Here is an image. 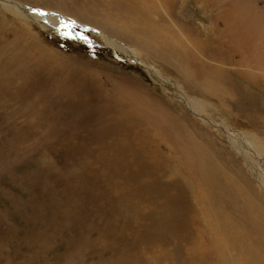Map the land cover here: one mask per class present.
Wrapping results in <instances>:
<instances>
[{
    "label": "rangeland",
    "instance_id": "1",
    "mask_svg": "<svg viewBox=\"0 0 264 264\" xmlns=\"http://www.w3.org/2000/svg\"><path fill=\"white\" fill-rule=\"evenodd\" d=\"M4 1L27 19L0 0V264H264V158L245 155L255 176L221 128L264 152V79H239L223 65L228 79L207 88L200 65L184 74L179 57L137 32L142 21L155 24L204 66L212 63L198 49L213 43L236 66L264 69L221 44L215 5ZM237 2L252 17L264 8V0ZM260 38L251 47L261 49ZM181 94L199 103V117Z\"/></svg>",
    "mask_w": 264,
    "mask_h": 264
},
{
    "label": "bare ground",
    "instance_id": "2",
    "mask_svg": "<svg viewBox=\"0 0 264 264\" xmlns=\"http://www.w3.org/2000/svg\"><path fill=\"white\" fill-rule=\"evenodd\" d=\"M209 3L213 6L215 5L216 9H217V17L215 18L214 21H217V23L219 21H222V24L224 25V34L226 36V41H223L222 39L221 40V44H224L225 42V46L226 47H230L232 48L231 51L233 53V50H235L238 54V56L241 57L242 60H245L248 61V59L250 58V63L251 64H256L258 63L259 61H264V24L261 28V30L259 29L258 25L260 22H264V8H262L260 11H258L259 13V16L257 17V15H255L256 17H252L251 16V12H250V9L252 8V2L250 1H247L245 3H248L250 4L251 8H246L245 6V3L243 2H237L236 1H233V0H224L225 3H228V4H223L221 5L220 4V1L219 0H208ZM255 1V0H254ZM1 6L2 8L8 12V13H11L12 15L18 17L19 19H22V20H26L27 19V16L23 15V13H21L20 11H26L25 8H21V6H18V4L16 3L15 5L14 4H10L8 1H4V0H1ZM254 6V5H253ZM133 7V5H132ZM249 7V6H248ZM19 9H22V10H19ZM128 9V7H127ZM257 10V9H256ZM138 12V11H137ZM134 14H135V11H134ZM133 14V16H134ZM256 14V12H255ZM129 15V14H128ZM136 15V14H135ZM51 16V15H50ZM50 16H47L48 18H42L41 17L39 18L38 15H34L32 16L35 20H38V21H41L44 23H47L49 25L52 26V24H56L57 25V22L58 20H60L59 18H61L60 16H55V17H50ZM132 16V17H133ZM31 17V15H30ZM137 17V16H136ZM124 19L126 17H123ZM133 19V18H132ZM135 20V19H134ZM213 20V19H212ZM61 22H63V24H69L71 25L70 23H72V21L70 20H67V19H62L60 20ZM131 21V19H130ZM213 21V22H214ZM69 22V23H68ZM106 22V21H105ZM110 22V21H108ZM138 22V21H137ZM148 22V21H147ZM146 21H142L140 23V29L138 28V33H139V37H142L145 36L146 38L149 39V41L151 43H155V44H164L165 45V48H167V51L169 53V56L170 54L172 56H175V57H179L180 59V62L178 63L179 64V69L184 73V74H192L193 72L191 71V69H193V67H195V65H200L202 68L200 70H196L195 73L198 74L199 76L201 77H210L209 81H208V84H207V88L209 87L210 89H213V88H216L217 89V83L212 80V79H226L227 78V75H228V72L226 74L225 70L226 68L223 66V65H230L236 69L239 70V72H237L236 75H238V78L239 79H243V80H252V79H260L261 77L264 79V69H259V68H256L255 66H251V65H247V64H243L241 65V63L236 66V60L235 59H231L229 56V62L226 64V59L227 57L223 56L222 53H220L214 46L213 43H210L209 45H207L204 49L203 48H200L198 49V51L200 52H203L205 53V56H206V59L212 63V65H207V66H204V65H201L199 63V60H194V57L193 55L189 54V51L182 45L181 41L179 40V38H175V37H172L171 39H165L164 34L161 35V31L159 30V27L156 26L155 24H147ZM137 23V25H138ZM106 24V23H105ZM132 24H135L134 22ZM121 27H123V29L125 28V22L122 23V24H119ZM130 25V23H129ZM126 26V28H128V26ZM115 26V25H114ZM113 26V27H114ZM118 26V25H116ZM115 26V27H116ZM118 26V28L120 27ZM132 26V25H131ZM215 26V25H214ZM120 27V28H121ZM119 28V29H120ZM129 28H132V27H129ZM116 29V28H115ZM133 29V28H132ZM168 29V28H167ZM185 29V28H184ZM121 30V29H120ZM125 30V29H124ZM127 30V29H126ZM125 30V31H126ZM168 30H171V29H168ZM173 30V29H172ZM179 30V29H178ZM117 31H119L117 29ZM124 31V32H125ZM130 31V30H129ZM122 32V31H121ZM135 32V33H137ZM175 32V31H174ZM177 32V31H176ZM180 32V30H179ZM128 33V32H127ZM134 33V34H135ZM163 33V32H162ZM166 33V31L164 32ZM142 34V36L140 35ZM171 33L167 34V35H170ZM174 33L171 35L173 36ZM176 36H178L176 34ZM105 37V36H103ZM251 37H252V40H251ZM261 37V38H260ZM253 38L257 39V38H260L261 40H259V44L262 46L261 49H257L255 47H251L252 45H254V40ZM107 40H110L112 45H115V43L111 40V39H107ZM145 42H148L147 40ZM198 42V41H197ZM149 43V42H148ZM150 44V43H149ZM199 45L202 46L203 42L199 41L198 42ZM237 44H239V47L237 46ZM257 44V43H256ZM222 47V46H221ZM226 47H222L223 48H226ZM255 48V49H253ZM259 48V47H258ZM118 49L119 50H123L124 48L122 46H119L118 45ZM132 52V51H131ZM134 52V51H133ZM132 52V53H133ZM167 54V53H166ZM200 55V54H199ZM199 58L203 57L204 59V56H199ZM165 56V55H164ZM195 56V55H194ZM174 57V58H175ZM17 60L18 58H20V56H16L15 57ZM130 62H133V63H136L138 65H140L143 69L145 70H148L149 73L151 71V68H149V66H146V65H143L141 63H137L136 60H129ZM171 61V60H170ZM175 61V60H173ZM176 62V61H175ZM245 68V70H240V68ZM223 68V69H222ZM194 70V69H193ZM236 71V70H235ZM154 73L156 74V72L154 71ZM151 74V73H150ZM259 75V76H256ZM152 75V74H151ZM261 75V77H260ZM159 77V76H158ZM228 79V78H227ZM197 81V79H194ZM161 84V82H160ZM179 96V95H178ZM177 95H174V98L177 99L178 97ZM182 102L187 106V108H189L190 110H192L193 114L197 117H199V110L197 108L198 106V102L196 103L195 101L192 102V100L186 98L183 94H181L180 96ZM179 98V99H180ZM180 100V101H181ZM201 105V104H200ZM203 111V110H202ZM218 126V127H217ZM219 130V125L216 124V126ZM221 128L223 129V133L227 136V142H228V146L234 151L236 152L239 156L242 157V159L244 158L245 161L247 162L246 164H248V166L250 167L251 170H253V173L255 174V176L258 175V173H255L254 171H256L255 168L256 165H254L250 159L245 156V155H249L250 154H253V156L255 157V155H258L260 154L263 158H264V152L261 151V150H258L257 147H254V145H252V143L250 141L247 140V138H245V135L242 134V132H237V133H234V132H230L227 128L225 127H222ZM240 137L242 139V142L245 144L246 147H251L253 152L254 153H250L248 152V150L244 149V147L242 146L240 140L237 138ZM199 152V151H198ZM246 153V154H245ZM199 157V156H198ZM208 159V158H207ZM206 159V161H208ZM213 159V158H212ZM249 159V160H248ZM202 161V160H201ZM211 161V159H210ZM244 161V162H245ZM213 162V161H212ZM205 165V163H203ZM214 164V163H213ZM212 165V164H211ZM217 165V164H216ZM209 167V165H208ZM208 167L206 169H208ZM219 167V166H218ZM210 168V167H209ZM217 168V167H216ZM204 169V172L205 170ZM258 169V168H257ZM218 170V169H217ZM213 171V170H212ZM220 171V170H219ZM206 173V172H205ZM208 173V171H207ZM212 173V172H211ZM216 175V173H215ZM218 175V174H217ZM206 176L208 177V174H206ZM221 176V175H220ZM210 178V176H209ZM208 178V179H209ZM219 179V177L217 178ZM207 180V179H206ZM211 180V179H210ZM227 180V179H225ZM214 181V180H213ZM212 182V181H211ZM226 182V181H225ZM214 183V182H213ZM228 184V183H227ZM168 185V184H167ZM212 185V184H211ZM230 186V184H229ZM165 187V186H164ZM231 189V188H230ZM235 192V191H234ZM195 194V193H194ZM236 194V193H235ZM197 195V194H196ZM181 197V196H180ZM193 197V196H192ZM185 199V198H184ZM174 200V199H173ZM172 200V201H173ZM177 200H178V197H177ZM175 200V201H177ZM183 200V199H182ZM203 201V200H202ZM199 203V202H198ZM171 204V203H170ZM200 204V203H199ZM197 204L198 206H201V204L199 205ZM196 206V205H195ZM135 207V206H134ZM210 205L208 203H206V208L205 210L208 211V214L209 216H211L212 218L214 219H218V214H217V210L218 209H213V208H210ZM215 208V207H214ZM193 211H194V207L191 208ZM190 209V211H191ZM202 209V208H201ZM187 210V209H186ZM199 211V210H198ZM202 211H204L202 209ZM177 212V211H176ZM183 212V211H182ZM170 213V212H169ZM174 213V212H173ZM205 213V212H204ZM177 214V213H176ZM187 214V213H186ZM185 214V215H186ZM191 214V212L189 213ZM198 214V213H197ZM200 214V213H199ZM206 215V214H205ZM165 216V215H164ZM163 216V217H164ZM188 216V214L186 215ZM194 216V213L193 215ZM169 217V216H168ZM189 217V216H188ZM187 217V218H188ZM205 217V216H204ZM171 218V217H170ZM221 218V216L219 217ZM154 219V218H153ZM202 219V218H201ZM159 220V219H158ZM163 220V219H162ZM165 220V219H164ZM200 220V219H199ZM161 221V220H160ZM172 221V220H171ZM178 221V220H177ZM154 222V221H152ZM159 222V221H157ZM204 222V221H203ZM206 222V221H205ZM210 222V221H209ZM172 223V222H171ZM155 224H157L155 222ZM173 224H176V223H173ZM159 225V223H158ZM177 226V225H176ZM154 227V226H153ZM224 227V226H222ZM166 228V227H165ZM161 229V228H160ZM206 229V228H205ZM164 231V229H162ZM162 231V232H163ZM192 231V229H191ZM161 232V233H162ZM165 232H167L165 230ZM184 233V232H183ZM222 233V232H221ZM152 235V234H151ZM172 235V234H171ZM177 236V235H176ZM217 236V235H216ZM153 237V236H152ZM160 237V236H159ZM169 238V237H168ZM188 237H186L187 239ZM162 239V238H161ZM167 239V237H166ZM182 239V238H181ZM185 239V238H184ZM183 239V240H184ZM174 240V239H173ZM160 241V240H159ZM171 241V240H169ZM165 242V241H164ZM151 243V242H150ZM154 243V242H152ZM159 243V242H158ZM164 244V243H163ZM221 249V248H219ZM223 250V249H222ZM159 251V250H158ZM218 253V252H217ZM224 253V252H223ZM184 258V257H183ZM190 259V258H189ZM180 262V261H179ZM205 264V263H204ZM217 264V263H216Z\"/></svg>",
    "mask_w": 264,
    "mask_h": 264
},
{
    "label": "snow or ice",
    "instance_id": "3",
    "mask_svg": "<svg viewBox=\"0 0 264 264\" xmlns=\"http://www.w3.org/2000/svg\"><path fill=\"white\" fill-rule=\"evenodd\" d=\"M38 14L43 15V13H38Z\"/></svg>",
    "mask_w": 264,
    "mask_h": 264
}]
</instances>
